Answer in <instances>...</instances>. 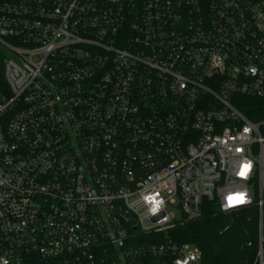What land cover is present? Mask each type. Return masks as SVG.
<instances>
[{
    "label": "built area",
    "instance_id": "obj_1",
    "mask_svg": "<svg viewBox=\"0 0 264 264\" xmlns=\"http://www.w3.org/2000/svg\"><path fill=\"white\" fill-rule=\"evenodd\" d=\"M0 47V264H202L206 202L262 240L264 0H1Z\"/></svg>",
    "mask_w": 264,
    "mask_h": 264
},
{
    "label": "trees",
    "instance_id": "obj_2",
    "mask_svg": "<svg viewBox=\"0 0 264 264\" xmlns=\"http://www.w3.org/2000/svg\"><path fill=\"white\" fill-rule=\"evenodd\" d=\"M5 59L6 53L0 47V98L10 95L4 77ZM259 220L257 198L249 207L230 212L220 211L216 202H206L200 219L180 224L165 236L178 246H197L202 264H259L260 248L264 260V205L262 240ZM152 238L153 235L141 240L154 242Z\"/></svg>",
    "mask_w": 264,
    "mask_h": 264
},
{
    "label": "snow or ice",
    "instance_id": "obj_3",
    "mask_svg": "<svg viewBox=\"0 0 264 264\" xmlns=\"http://www.w3.org/2000/svg\"><path fill=\"white\" fill-rule=\"evenodd\" d=\"M247 166H245V170L241 171V175H244L246 172ZM230 202H243V195H238L236 197H229Z\"/></svg>",
    "mask_w": 264,
    "mask_h": 264
},
{
    "label": "clouds",
    "instance_id": "obj_4",
    "mask_svg": "<svg viewBox=\"0 0 264 264\" xmlns=\"http://www.w3.org/2000/svg\"><path fill=\"white\" fill-rule=\"evenodd\" d=\"M236 203H241V202H236ZM153 211H155V209H153Z\"/></svg>",
    "mask_w": 264,
    "mask_h": 264
},
{
    "label": "bare ground",
    "instance_id": "obj_5",
    "mask_svg": "<svg viewBox=\"0 0 264 264\" xmlns=\"http://www.w3.org/2000/svg\"><path fill=\"white\" fill-rule=\"evenodd\" d=\"M185 254H188V252H187V253H185Z\"/></svg>",
    "mask_w": 264,
    "mask_h": 264
}]
</instances>
